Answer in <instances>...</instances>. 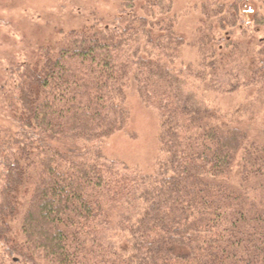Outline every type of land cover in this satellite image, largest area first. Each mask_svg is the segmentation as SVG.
<instances>
[{
	"label": "trees",
	"instance_id": "16d2710c",
	"mask_svg": "<svg viewBox=\"0 0 264 264\" xmlns=\"http://www.w3.org/2000/svg\"><path fill=\"white\" fill-rule=\"evenodd\" d=\"M112 1L9 63L0 264H264V15L202 0L185 63L173 0ZM128 91L159 121L149 174L104 154ZM212 95L243 100L223 112Z\"/></svg>",
	"mask_w": 264,
	"mask_h": 264
},
{
	"label": "rangeland",
	"instance_id": "374dc122",
	"mask_svg": "<svg viewBox=\"0 0 264 264\" xmlns=\"http://www.w3.org/2000/svg\"><path fill=\"white\" fill-rule=\"evenodd\" d=\"M202 0H173L176 28L185 40L183 61L195 63L197 49L189 46L196 29L202 21ZM233 1V0H230ZM242 13L248 11L264 15L259 0H241ZM109 18L118 10L112 0H0V114L5 105L3 82L9 75V63L27 61L35 56L38 47L57 40L60 32L78 29L92 22L90 11ZM249 24L251 15L243 14ZM253 37L259 46H264V24ZM240 32L232 39L241 40ZM245 38V37H243ZM213 104L223 112L233 110L242 103L243 96H213ZM127 107L130 119L125 131L110 137L104 144V154L123 161L145 174L152 172L159 151V121L156 114L146 108L134 91L127 92ZM259 121L264 125V110ZM0 115V128L4 127Z\"/></svg>",
	"mask_w": 264,
	"mask_h": 264
}]
</instances>
